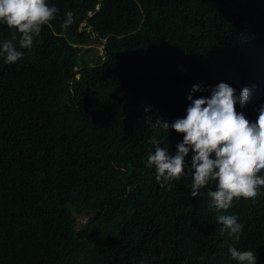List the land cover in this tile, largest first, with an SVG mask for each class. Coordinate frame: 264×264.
Returning a JSON list of instances; mask_svg holds the SVG:
<instances>
[{
    "label": "trees",
    "instance_id": "obj_1",
    "mask_svg": "<svg viewBox=\"0 0 264 264\" xmlns=\"http://www.w3.org/2000/svg\"><path fill=\"white\" fill-rule=\"evenodd\" d=\"M47 2L59 11L30 49L0 24L24 53L0 58V264H237L229 247L264 264V188L217 212L214 183L192 197L191 172L161 187L147 166L152 137L177 151L183 135L151 124L183 118L189 93L248 87L236 110L256 120L264 0ZM222 214L244 225L239 241Z\"/></svg>",
    "mask_w": 264,
    "mask_h": 264
},
{
    "label": "clouds",
    "instance_id": "obj_2",
    "mask_svg": "<svg viewBox=\"0 0 264 264\" xmlns=\"http://www.w3.org/2000/svg\"><path fill=\"white\" fill-rule=\"evenodd\" d=\"M58 11L47 0H0V24L19 34V49H30L43 26L54 20ZM65 16L62 27L66 29L73 23V13L69 11ZM15 41L14 34L11 39L0 42V58L7 64L16 63L24 55ZM199 90V85H193L192 92ZM251 94V89L244 87L237 96L232 86L220 82L211 88L209 97L193 99L189 93L190 104L183 118L171 123L156 119L151 124L155 129L168 132L171 129L183 135L175 154L168 147H161L155 136L151 138L155 150L148 154L147 166L154 168L155 179L161 187L179 181L187 170L192 174V197L200 196L201 189L210 182L215 184V190H209L207 195L210 207L217 212L228 210L241 198L254 200L261 195L264 175L258 174L264 170V105L258 108L254 122L236 110L237 104L240 108L246 106ZM189 153L192 154L190 166L185 159ZM217 222L236 241L241 239L244 225L237 216L218 215ZM228 252L237 264H257L253 251L229 247Z\"/></svg>",
    "mask_w": 264,
    "mask_h": 264
},
{
    "label": "rangeland",
    "instance_id": "obj_3",
    "mask_svg": "<svg viewBox=\"0 0 264 264\" xmlns=\"http://www.w3.org/2000/svg\"><path fill=\"white\" fill-rule=\"evenodd\" d=\"M77 220H78V222H84L86 220V216H78Z\"/></svg>",
    "mask_w": 264,
    "mask_h": 264
},
{
    "label": "water",
    "instance_id": "obj_4",
    "mask_svg": "<svg viewBox=\"0 0 264 264\" xmlns=\"http://www.w3.org/2000/svg\"><path fill=\"white\" fill-rule=\"evenodd\" d=\"M96 214H98V211H97L94 215L89 216V217H88V221L93 220V218L96 216Z\"/></svg>",
    "mask_w": 264,
    "mask_h": 264
}]
</instances>
